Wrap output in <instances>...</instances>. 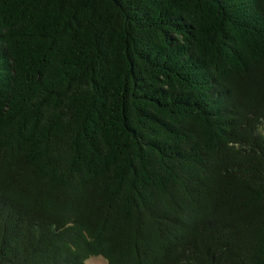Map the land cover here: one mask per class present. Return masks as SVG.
<instances>
[{
	"label": "trees",
	"instance_id": "16d2710c",
	"mask_svg": "<svg viewBox=\"0 0 264 264\" xmlns=\"http://www.w3.org/2000/svg\"><path fill=\"white\" fill-rule=\"evenodd\" d=\"M264 264V0H0V264Z\"/></svg>",
	"mask_w": 264,
	"mask_h": 264
},
{
	"label": "rangeland",
	"instance_id": "374dc122",
	"mask_svg": "<svg viewBox=\"0 0 264 264\" xmlns=\"http://www.w3.org/2000/svg\"><path fill=\"white\" fill-rule=\"evenodd\" d=\"M86 264H106L102 258H90L86 261Z\"/></svg>",
	"mask_w": 264,
	"mask_h": 264
}]
</instances>
